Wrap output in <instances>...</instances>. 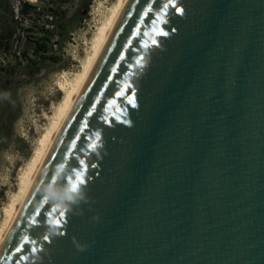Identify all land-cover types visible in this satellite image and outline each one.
Instances as JSON below:
<instances>
[{
	"label": "water",
	"instance_id": "obj_1",
	"mask_svg": "<svg viewBox=\"0 0 264 264\" xmlns=\"http://www.w3.org/2000/svg\"><path fill=\"white\" fill-rule=\"evenodd\" d=\"M0 264H264V0H130Z\"/></svg>",
	"mask_w": 264,
	"mask_h": 264
},
{
	"label": "rangeland",
	"instance_id": "obj_2",
	"mask_svg": "<svg viewBox=\"0 0 264 264\" xmlns=\"http://www.w3.org/2000/svg\"><path fill=\"white\" fill-rule=\"evenodd\" d=\"M113 1L0 0V217L59 82L79 69Z\"/></svg>",
	"mask_w": 264,
	"mask_h": 264
},
{
	"label": "bare ground",
	"instance_id": "obj_3",
	"mask_svg": "<svg viewBox=\"0 0 264 264\" xmlns=\"http://www.w3.org/2000/svg\"><path fill=\"white\" fill-rule=\"evenodd\" d=\"M129 1L130 0H114L108 7H106L90 39L85 56L80 60L79 69L73 72L70 77L64 76L65 78L63 81L59 82L58 90L62 92V96L57 103H54L51 106V113L47 115L45 114L44 118L47 122L43 125V127L36 129L39 136L34 142L33 150L29 158L20 169L17 177L16 190L8 195L7 203L1 207L0 250L3 247Z\"/></svg>",
	"mask_w": 264,
	"mask_h": 264
},
{
	"label": "snow or ice",
	"instance_id": "obj_4",
	"mask_svg": "<svg viewBox=\"0 0 264 264\" xmlns=\"http://www.w3.org/2000/svg\"><path fill=\"white\" fill-rule=\"evenodd\" d=\"M177 11H180V9L179 8H177L176 9ZM130 14V13H129ZM87 115L88 116H92V112L91 111H89L88 113H87ZM81 131H83V128L81 129ZM37 215H39V212H37ZM21 249L20 248H17V251L19 252Z\"/></svg>",
	"mask_w": 264,
	"mask_h": 264
},
{
	"label": "trees",
	"instance_id": "obj_5",
	"mask_svg": "<svg viewBox=\"0 0 264 264\" xmlns=\"http://www.w3.org/2000/svg\"><path fill=\"white\" fill-rule=\"evenodd\" d=\"M25 5H27V4H25Z\"/></svg>",
	"mask_w": 264,
	"mask_h": 264
}]
</instances>
